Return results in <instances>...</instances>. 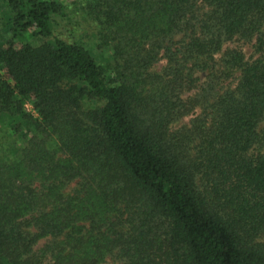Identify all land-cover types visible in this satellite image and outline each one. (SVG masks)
<instances>
[{"label": "trees", "instance_id": "obj_1", "mask_svg": "<svg viewBox=\"0 0 264 264\" xmlns=\"http://www.w3.org/2000/svg\"><path fill=\"white\" fill-rule=\"evenodd\" d=\"M263 236L264 0H0V264H264Z\"/></svg>", "mask_w": 264, "mask_h": 264}, {"label": "rangeland", "instance_id": "obj_2", "mask_svg": "<svg viewBox=\"0 0 264 264\" xmlns=\"http://www.w3.org/2000/svg\"><path fill=\"white\" fill-rule=\"evenodd\" d=\"M56 34L57 35H59L58 34V32H56ZM60 36H61V34H60ZM228 47H231V46H233V45H227ZM243 50H244V53H245V56L248 58V57H250V55L252 54V49H251V47L250 46H246V47H244L243 48ZM163 64H164V61H160L159 63H157V65H156V68L159 70L162 66H163ZM27 108V110L29 111V112H32V109H31V107L30 106H27L26 107ZM190 118L191 117H186V118H184L176 127H179V126H181V125H185V124H187L188 122H189V120H190ZM262 240L264 241V236H263V238H262ZM105 264H114L112 261H108L107 263H105Z\"/></svg>", "mask_w": 264, "mask_h": 264}]
</instances>
